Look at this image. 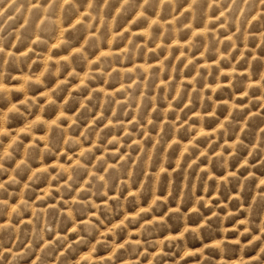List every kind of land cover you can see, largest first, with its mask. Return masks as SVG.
Here are the masks:
<instances>
[{
	"label": "clouds",
	"instance_id": "clouds-1",
	"mask_svg": "<svg viewBox=\"0 0 264 264\" xmlns=\"http://www.w3.org/2000/svg\"><path fill=\"white\" fill-rule=\"evenodd\" d=\"M0 264H264V0H0Z\"/></svg>",
	"mask_w": 264,
	"mask_h": 264
}]
</instances>
